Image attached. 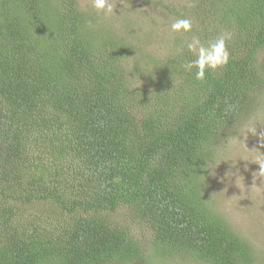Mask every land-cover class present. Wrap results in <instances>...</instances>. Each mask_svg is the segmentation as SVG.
<instances>
[{"label": "trees", "instance_id": "16d2710c", "mask_svg": "<svg viewBox=\"0 0 264 264\" xmlns=\"http://www.w3.org/2000/svg\"><path fill=\"white\" fill-rule=\"evenodd\" d=\"M91 15L78 0H0V264H255L204 181L264 87V0L177 12L203 42L231 36L203 81L182 67L185 41L139 57Z\"/></svg>", "mask_w": 264, "mask_h": 264}, {"label": "rangeland", "instance_id": "374dc122", "mask_svg": "<svg viewBox=\"0 0 264 264\" xmlns=\"http://www.w3.org/2000/svg\"><path fill=\"white\" fill-rule=\"evenodd\" d=\"M78 1L80 9L95 18L96 31L104 28L125 38L140 50L139 57L162 59L177 40L181 43L190 39L170 30V24L181 18L177 12L188 0H110L113 11L107 15L98 13L91 0ZM259 60L264 74V51ZM215 146L204 185L214 208L248 241L256 256L255 264H264V176L255 163L264 159V87L253 96L236 126L225 131ZM143 242L147 245L146 239ZM135 264L201 263L152 255L145 263Z\"/></svg>", "mask_w": 264, "mask_h": 264}, {"label": "clouds", "instance_id": "9594fccd", "mask_svg": "<svg viewBox=\"0 0 264 264\" xmlns=\"http://www.w3.org/2000/svg\"><path fill=\"white\" fill-rule=\"evenodd\" d=\"M92 6L105 15L113 11L110 0H91ZM194 29L193 21L190 18H177L170 24V30L176 34H192ZM231 39L230 34L221 33L214 39L203 42L201 38L192 34L190 39L184 42V48L192 54L194 59L182 65L185 71L195 69V78L199 81L206 79L209 71H215L226 66L230 61V53L227 48V41ZM259 174L264 176V159L257 160Z\"/></svg>", "mask_w": 264, "mask_h": 264}]
</instances>
